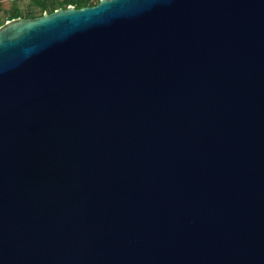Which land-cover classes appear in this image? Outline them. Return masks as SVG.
I'll return each mask as SVG.
<instances>
[{"label": "water", "instance_id": "1", "mask_svg": "<svg viewBox=\"0 0 264 264\" xmlns=\"http://www.w3.org/2000/svg\"><path fill=\"white\" fill-rule=\"evenodd\" d=\"M0 264H264V0L1 25Z\"/></svg>", "mask_w": 264, "mask_h": 264}, {"label": "rangeland", "instance_id": "2", "mask_svg": "<svg viewBox=\"0 0 264 264\" xmlns=\"http://www.w3.org/2000/svg\"><path fill=\"white\" fill-rule=\"evenodd\" d=\"M65 1L66 0H49L50 3L48 5V9L45 12L42 11L40 7L35 5L32 0L22 2L19 6L16 7V9H19V11L25 17L32 16L36 18L42 16V14L48 13V11H50L52 8L58 9L60 7H69V5L65 3ZM72 6L76 7L75 5Z\"/></svg>", "mask_w": 264, "mask_h": 264}, {"label": "trees", "instance_id": "3", "mask_svg": "<svg viewBox=\"0 0 264 264\" xmlns=\"http://www.w3.org/2000/svg\"><path fill=\"white\" fill-rule=\"evenodd\" d=\"M32 2L35 5H37L38 7H40L41 10L44 11V12L48 9V5L50 3L49 0H32ZM65 3L67 5H75L76 6L75 7L76 9H82V8L87 7L84 0H77V1L76 0H66ZM58 9H67V7H60ZM55 10H57V9L56 8H52L50 11H48V13H53ZM18 17H22V18H34L32 16H30V17L29 16L28 17L23 16L22 13L19 11V9H16V7H15V9L13 11V14L10 17L9 20L14 19V18H18ZM3 24L4 23L0 24V26L3 25Z\"/></svg>", "mask_w": 264, "mask_h": 264}, {"label": "crops", "instance_id": "4", "mask_svg": "<svg viewBox=\"0 0 264 264\" xmlns=\"http://www.w3.org/2000/svg\"><path fill=\"white\" fill-rule=\"evenodd\" d=\"M2 1V0H0ZM27 1V0H25ZM23 1V2H25ZM22 2L20 3H8V2H2L0 4V24L5 23L10 19V17L13 14L14 8L19 6Z\"/></svg>", "mask_w": 264, "mask_h": 264}, {"label": "built area", "instance_id": "5", "mask_svg": "<svg viewBox=\"0 0 264 264\" xmlns=\"http://www.w3.org/2000/svg\"><path fill=\"white\" fill-rule=\"evenodd\" d=\"M25 0H2L0 1V4L2 2H8V3H20V2H23ZM85 1V4L87 7H94L96 5H98L100 3V0H84ZM72 5H69V7H71ZM68 8V7H67Z\"/></svg>", "mask_w": 264, "mask_h": 264}]
</instances>
